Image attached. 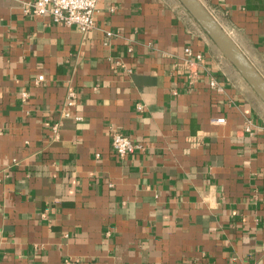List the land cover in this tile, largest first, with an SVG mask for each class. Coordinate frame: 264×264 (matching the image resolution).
<instances>
[{"label":"crops","instance_id":"obj_1","mask_svg":"<svg viewBox=\"0 0 264 264\" xmlns=\"http://www.w3.org/2000/svg\"><path fill=\"white\" fill-rule=\"evenodd\" d=\"M200 2L264 78V0ZM0 264H264V104L178 0H0Z\"/></svg>","mask_w":264,"mask_h":264},{"label":"built area","instance_id":"obj_2","mask_svg":"<svg viewBox=\"0 0 264 264\" xmlns=\"http://www.w3.org/2000/svg\"><path fill=\"white\" fill-rule=\"evenodd\" d=\"M99 0H22V10L25 15L33 16H48L52 22L62 24L66 27L74 26L80 32L91 30L94 26V15L96 12L97 3ZM107 37L113 34L107 32ZM185 54H192L189 48L184 50ZM196 60H201V54H195ZM42 81V76L37 78V82ZM209 86L216 88L215 81L210 80ZM218 90V87H217ZM74 93H69L67 96V105H73ZM224 120L213 118L211 123H222ZM53 131L56 128L53 127ZM111 149L114 155L119 159L126 158L135 149L140 146L131 141L127 136L118 130H112L110 134Z\"/></svg>","mask_w":264,"mask_h":264},{"label":"water","instance_id":"obj_3","mask_svg":"<svg viewBox=\"0 0 264 264\" xmlns=\"http://www.w3.org/2000/svg\"><path fill=\"white\" fill-rule=\"evenodd\" d=\"M178 2L264 104V78L200 0H178Z\"/></svg>","mask_w":264,"mask_h":264}]
</instances>
